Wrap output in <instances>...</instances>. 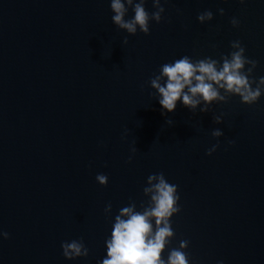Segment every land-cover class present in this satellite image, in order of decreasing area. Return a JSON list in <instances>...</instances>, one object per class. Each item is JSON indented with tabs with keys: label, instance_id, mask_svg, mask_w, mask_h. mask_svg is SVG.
<instances>
[{
	"label": "water",
	"instance_id": "1",
	"mask_svg": "<svg viewBox=\"0 0 264 264\" xmlns=\"http://www.w3.org/2000/svg\"><path fill=\"white\" fill-rule=\"evenodd\" d=\"M161 5L157 23L144 0L146 35L115 25L110 0H0V264H98L120 210L147 208L161 172L181 208L162 258L188 241L190 264H264V95L248 106L221 90L207 111L168 113L151 86L163 64L222 63L236 40L264 76V0ZM74 239L87 258L65 259Z\"/></svg>",
	"mask_w": 264,
	"mask_h": 264
},
{
	"label": "clouds",
	"instance_id": "2",
	"mask_svg": "<svg viewBox=\"0 0 264 264\" xmlns=\"http://www.w3.org/2000/svg\"><path fill=\"white\" fill-rule=\"evenodd\" d=\"M239 2L244 4L245 0ZM126 4L132 6L133 0H110V8L114 13L112 21L129 33L134 34L139 28L148 35L150 14L144 6V0L134 5V15L130 20L125 19L128 11ZM154 5L158 10L151 14V19L160 23L165 8L161 0H154ZM219 14L224 15L222 8ZM197 19L204 24L205 21L213 20V13L205 11ZM239 23L237 18L231 19L234 28H238ZM230 47L232 51L222 58V63L212 58L194 61L185 55L163 64L161 75L151 81L152 88L159 94L161 108L172 113L177 104L181 103L194 110L203 102L205 107L201 111H207L208 105L225 99L221 90L239 97L244 105L256 104L264 95V76L257 80L252 75L258 62L246 57V49L239 40L231 42ZM216 122H220L219 118ZM212 135L220 137L223 133L217 129ZM217 147L214 145L207 154L212 155ZM96 180L101 186H107L106 175L98 174ZM152 181L157 182L153 184ZM149 183L151 187L144 191L151 193L150 205L143 211L135 210L134 205L120 210L112 226L111 237L106 240V257L98 264H190L185 251L188 241H181L179 248H173L167 260L162 258L166 245L174 235L172 217L181 211L177 185L170 183L162 172L150 175ZM110 208L111 204L107 205L106 210ZM0 236L9 238L7 232H0ZM61 247L63 256L69 261L87 258L89 255V249L82 239L63 242ZM218 264H223V261H218Z\"/></svg>",
	"mask_w": 264,
	"mask_h": 264
}]
</instances>
